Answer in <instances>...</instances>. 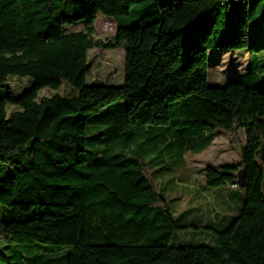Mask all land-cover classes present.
I'll list each match as a JSON object with an SVG mask.
<instances>
[{"label": "trees", "instance_id": "1", "mask_svg": "<svg viewBox=\"0 0 264 264\" xmlns=\"http://www.w3.org/2000/svg\"><path fill=\"white\" fill-rule=\"evenodd\" d=\"M255 2L0 0L5 244L38 251L59 245L67 249V264H264V86L229 84L246 90L245 144L238 108L228 105L230 124L209 125V51L254 49ZM259 10L264 31V3ZM100 14L116 22L111 39L96 37ZM79 22L85 26L73 30ZM119 47L125 48L124 84L89 82L90 50ZM10 76L33 83L17 96ZM64 82L77 93L38 100L41 89ZM10 104L21 109L8 118ZM93 126L110 130L89 135ZM217 131L230 135L241 161L209 164L206 186L237 185L244 173L246 200L214 242L183 238L184 226L150 167L169 172L170 159L203 152ZM2 257L5 264L39 263L38 255L28 262L13 253Z\"/></svg>", "mask_w": 264, "mask_h": 264}, {"label": "rangeland", "instance_id": "2", "mask_svg": "<svg viewBox=\"0 0 264 264\" xmlns=\"http://www.w3.org/2000/svg\"><path fill=\"white\" fill-rule=\"evenodd\" d=\"M263 3L264 0H257L254 3L257 6L252 3L254 9H252L249 26L250 35L255 40L253 50L214 49L209 51V125L230 124L232 114L228 110V105L238 108L240 119L243 120L242 129L239 130L242 144H245L247 139V94L244 89L229 88V84L243 80L245 83L253 84L254 86H264V31L259 26V23L263 20L261 19L262 13L259 8ZM108 20L114 21L112 18L100 14L96 21V37L102 40L113 38L116 31V29L114 31H106L104 29L105 22ZM84 26L83 22H79L71 26V28L79 30ZM89 64V82L114 86L124 84V47L91 49L89 52ZM31 82L33 83L31 77H9V84L13 87L17 96H20L31 85ZM76 93L77 89L64 82L59 89L51 87L41 89L38 100L55 94L71 96ZM20 109L21 107L17 105H8V118ZM109 130L107 126H93L89 128L88 133L92 135L96 131H102L107 134ZM186 130L194 132V128L191 126ZM118 134L121 135V132H118ZM121 140V137L117 138L116 143L118 146H120ZM170 161L171 170L164 175L156 172L155 167H150V171L160 192H165L167 186L171 185V189L168 190L166 195L168 200L170 198L171 204L175 208L177 221L185 225L180 231V235L187 239L201 238L214 242L211 236L199 231L197 220L201 218L203 222H209L211 219H217L222 213L227 214L230 218H236L245 203L246 190L240 186L235 188L228 187L219 191L206 188L205 169L209 164H237L241 161L240 148L232 144L229 134L217 131L213 144L203 152L195 153L186 150L184 151V162L176 163L173 159H170ZM262 166L264 167V164ZM190 175L195 177L196 180L189 183L191 186L185 185L187 183L186 178H189ZM168 180L169 182L166 184ZM239 191L242 195L238 193ZM220 195L232 209H223V203L221 202L223 199L219 197ZM2 223L3 206L0 204V225ZM4 235L5 229L0 227V264H5L6 262L3 260L2 255L9 253H13L16 260L22 258L24 262H28L36 255H38L39 259L38 264H67L68 262L67 249L62 246L47 245L38 251V246L36 245H7L4 242Z\"/></svg>", "mask_w": 264, "mask_h": 264}, {"label": "crops", "instance_id": "3", "mask_svg": "<svg viewBox=\"0 0 264 264\" xmlns=\"http://www.w3.org/2000/svg\"><path fill=\"white\" fill-rule=\"evenodd\" d=\"M246 120H248V119H246ZM241 126H243V120H241ZM183 158H184V155L182 157V160H183ZM216 165H220V164H216ZM158 173L163 174V175L165 174L164 172H158ZM195 180H196V178L195 177H192V175H190L189 178H186V182L188 184L186 183L185 185H190L189 183H191L192 181H195ZM205 181H206V179H205ZM168 182H169V180L166 182V184ZM228 187L229 188H235L236 186L235 185H231V186H228ZM228 187H226V188H228ZM206 188H207V186H206ZM226 188H223V189H226ZM169 189H171V185H168L167 186V189L165 190V192H163V195H164V198L165 199H167L166 193L168 192ZM223 189H220V190H223ZM216 191H219V190H216ZM238 193L242 195V193L240 191ZM219 197H221V195ZM221 198L223 199V197H221ZM168 201H170V198H169ZM221 202L223 203V209L224 208L225 209H227V208L232 209V207L224 199ZM170 203H171V201H170ZM171 205H172L173 215H174L175 218H177L175 208H174L173 204H171ZM184 215H185V213H184ZM230 219L231 218L227 214L222 213V215H219V217L217 219H215V220L214 219H211V220H209V222H203L202 219L199 218V220H197V223L199 224V227L198 228H199V231L200 232H203L204 234H207V235H209L211 237H215L216 230H220L224 226H226L227 223L230 221ZM182 225L185 226L184 223Z\"/></svg>", "mask_w": 264, "mask_h": 264}, {"label": "built area", "instance_id": "4", "mask_svg": "<svg viewBox=\"0 0 264 264\" xmlns=\"http://www.w3.org/2000/svg\"><path fill=\"white\" fill-rule=\"evenodd\" d=\"M104 29L106 31H114L116 29V22L114 23V21H111V20L106 21L104 25Z\"/></svg>", "mask_w": 264, "mask_h": 264}, {"label": "water", "instance_id": "5", "mask_svg": "<svg viewBox=\"0 0 264 264\" xmlns=\"http://www.w3.org/2000/svg\"><path fill=\"white\" fill-rule=\"evenodd\" d=\"M237 185L240 186V187H244L245 186V175H244V173H242L240 175V178L238 180Z\"/></svg>", "mask_w": 264, "mask_h": 264}]
</instances>
